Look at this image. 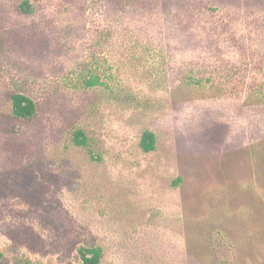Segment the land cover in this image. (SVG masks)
Listing matches in <instances>:
<instances>
[{
	"label": "rangeland",
	"instance_id": "obj_1",
	"mask_svg": "<svg viewBox=\"0 0 264 264\" xmlns=\"http://www.w3.org/2000/svg\"><path fill=\"white\" fill-rule=\"evenodd\" d=\"M93 247L264 264V0H0V264Z\"/></svg>",
	"mask_w": 264,
	"mask_h": 264
},
{
	"label": "trees",
	"instance_id": "obj_2",
	"mask_svg": "<svg viewBox=\"0 0 264 264\" xmlns=\"http://www.w3.org/2000/svg\"><path fill=\"white\" fill-rule=\"evenodd\" d=\"M24 11L30 10V4L25 2L20 6ZM89 86L102 85L103 82L98 75H92L87 80ZM12 113L15 117L20 119H32L36 116L37 108L34 101L23 95L13 94L11 96ZM75 142L80 146H86V137L83 132L75 133ZM156 137L150 131H145L140 140V147L144 152H151L155 149ZM2 253H0V261L2 260ZM79 257L83 264H101L103 259V251L99 247L81 248L79 250Z\"/></svg>",
	"mask_w": 264,
	"mask_h": 264
}]
</instances>
